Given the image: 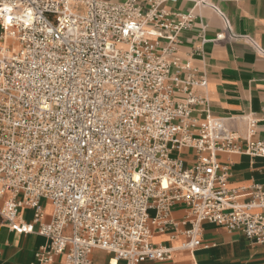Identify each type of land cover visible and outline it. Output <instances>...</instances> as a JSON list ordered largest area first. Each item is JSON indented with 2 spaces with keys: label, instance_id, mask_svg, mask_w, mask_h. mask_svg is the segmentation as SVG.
Segmentation results:
<instances>
[{
  "label": "built area",
  "instance_id": "obj_1",
  "mask_svg": "<svg viewBox=\"0 0 264 264\" xmlns=\"http://www.w3.org/2000/svg\"><path fill=\"white\" fill-rule=\"evenodd\" d=\"M178 2L193 8L168 9ZM203 8L223 16L210 0H0V218L46 238L37 264H100L97 251L111 256L102 264L171 260L153 238L177 227L178 205L189 209L181 249L203 247L204 222L264 244V186L230 188L219 161L264 158L260 121L211 116L194 65L203 46L181 54Z\"/></svg>",
  "mask_w": 264,
  "mask_h": 264
},
{
  "label": "crops",
  "instance_id": "obj_2",
  "mask_svg": "<svg viewBox=\"0 0 264 264\" xmlns=\"http://www.w3.org/2000/svg\"><path fill=\"white\" fill-rule=\"evenodd\" d=\"M210 1L227 19L229 28L224 17L215 10H197L201 21L191 30L181 33V54H190L203 46L202 54L194 56V65L208 77L206 96L211 116L228 118L252 115L260 121L259 132L255 136V139H260L264 135V54L242 37L251 38L264 51V0ZM192 8L190 2L168 6V9L180 12H188ZM203 26H206L204 31ZM227 31L235 38L216 40L219 34ZM202 35L209 40L204 45L201 44ZM199 118L203 120V117ZM240 131L243 133V130ZM183 159L187 166L193 165L194 153L185 150ZM219 161L228 169L230 188L248 187L254 183L264 186V158L222 153ZM3 200L0 197V202ZM247 201L249 199L241 200ZM42 204L46 221H49L53 206L49 201ZM188 215L187 206H175L172 216L177 227L169 228L166 233L153 238V244L175 249L172 259L140 264H264V244L252 243L239 231L229 232L208 222L202 224L203 247L193 252L181 249L186 241L183 232L190 228L189 223L183 224ZM20 219L31 222L33 211L23 209ZM46 243V238L38 234L12 231L8 222L0 218V264H37L35 254ZM63 263V258L59 257L54 264Z\"/></svg>",
  "mask_w": 264,
  "mask_h": 264
},
{
  "label": "rangeland",
  "instance_id": "obj_3",
  "mask_svg": "<svg viewBox=\"0 0 264 264\" xmlns=\"http://www.w3.org/2000/svg\"><path fill=\"white\" fill-rule=\"evenodd\" d=\"M4 201H5V199L2 202H0V206H3ZM149 214L150 215H153L154 214V211L151 210L149 212ZM108 258H109V256L105 252H103V251H97L95 253V255H94V262L100 263V264L106 263L108 261Z\"/></svg>",
  "mask_w": 264,
  "mask_h": 264
}]
</instances>
